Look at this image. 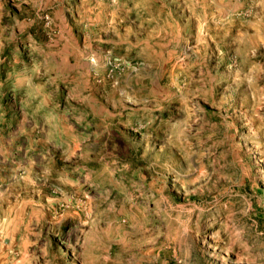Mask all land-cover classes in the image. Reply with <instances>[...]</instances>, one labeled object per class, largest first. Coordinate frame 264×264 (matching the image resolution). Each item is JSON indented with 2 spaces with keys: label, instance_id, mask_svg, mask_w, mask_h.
<instances>
[{
  "label": "rangeland",
  "instance_id": "rangeland-1",
  "mask_svg": "<svg viewBox=\"0 0 264 264\" xmlns=\"http://www.w3.org/2000/svg\"><path fill=\"white\" fill-rule=\"evenodd\" d=\"M0 264H264V0H0Z\"/></svg>",
  "mask_w": 264,
  "mask_h": 264
}]
</instances>
